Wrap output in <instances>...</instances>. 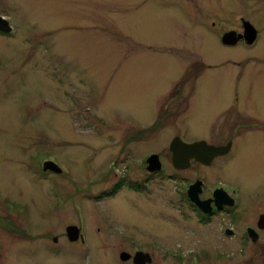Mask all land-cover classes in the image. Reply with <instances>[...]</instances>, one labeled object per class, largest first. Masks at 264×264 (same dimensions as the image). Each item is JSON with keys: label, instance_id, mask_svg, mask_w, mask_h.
Listing matches in <instances>:
<instances>
[{"label": "rangeland", "instance_id": "374dc122", "mask_svg": "<svg viewBox=\"0 0 264 264\" xmlns=\"http://www.w3.org/2000/svg\"><path fill=\"white\" fill-rule=\"evenodd\" d=\"M225 1L223 10L224 0H0V13L16 29L14 39L0 38V200L27 206L33 232L51 230L43 242L55 235L65 240L60 250L42 241L24 244L0 264H122L121 252L133 254L142 245L152 251L150 243L163 250L153 251L147 264H174L169 252L185 256L184 264H220L215 255L232 240L218 223L195 219L192 228L177 211L189 173L175 184L170 168L141 195L127 190L99 203L94 196L107 192L129 164H113L125 145L126 151L138 145L142 157L162 154L169 168L173 135L227 136L203 120L228 105L231 93L208 94L202 83L191 95L198 75L222 73L223 85L237 88L243 99L247 88L264 87V62L251 58L264 52V41L252 50L218 42V30L240 16L258 26L251 16H264V0ZM181 76V100L158 117L159 97ZM247 127L253 132L229 167L214 172L239 186L245 209L264 199V125ZM135 132L144 140L125 144ZM47 159L62 172L45 178ZM133 172L141 181L146 175L138 166ZM79 224L86 246L69 241L63 230ZM121 231L130 238H120ZM204 250L215 255L204 259ZM250 255L241 264H256L248 263Z\"/></svg>", "mask_w": 264, "mask_h": 264}, {"label": "flooded vegetation", "instance_id": "af4514ba", "mask_svg": "<svg viewBox=\"0 0 264 264\" xmlns=\"http://www.w3.org/2000/svg\"><path fill=\"white\" fill-rule=\"evenodd\" d=\"M226 1L224 0L223 10L226 8ZM259 14V13H257ZM262 14V13H261ZM257 21L255 26L250 17L248 20H245L242 16L234 20L233 23L228 24V28H224L223 31L218 30L219 40L218 42L224 48H246L252 50L256 48V45L264 41V16H251ZM4 20L6 22H4ZM249 23L255 31V40L251 45L247 44V41L243 38L244 36V23ZM221 23V22H220ZM214 27V23H212ZM3 29H10L9 31H4ZM234 32L235 37L238 38V41L232 46L223 45L221 42V37L225 33ZM14 39L16 37L15 25L10 21V17L4 16L0 13V38ZM262 45V44H261ZM251 58H257L260 62H264V52L258 51L256 56ZM235 64V63H234ZM202 67V64L200 65ZM236 68H240V65L237 64ZM207 73V72H206ZM231 73L228 74L230 77ZM200 77H195L197 82L193 83L191 88V95H195L196 91L199 88V85L204 83L207 86L203 88V92L208 94L218 93L225 94L231 93V102L224 106H219L217 108V113L211 119H204L203 122L208 124L209 127H216L218 130L216 132L225 131L227 136L222 137L221 135H209L207 138L197 139L189 138L187 139L186 135L177 134L173 135L171 139L179 138L182 142L195 147L197 144V151L199 153L206 152V149H218V155L214 156L211 161L208 163H201L190 157L189 166L185 170H178L170 163L171 158L169 157V168L165 165L163 160V155L158 152H150L147 156H140L139 152V142L144 140L145 134H138L136 132L133 136H128L125 138L124 143L128 144L130 142L137 145L136 148L130 146L131 151H126L129 149V145H125L121 154H119L120 159L116 158L114 165L119 166L118 160H121V164L126 161L129 162L128 165L124 166L123 173L120 176L115 175L118 179L110 185L107 192L95 194V202L99 203L107 198H114L116 195L121 192L134 191L135 194L141 195V191L148 189L150 185V180L160 179L161 176H166V171L171 168L170 178L173 182L180 181L179 175L183 173H189L185 179V184L181 189V198L176 200L178 202L176 206L178 213L186 215L188 221L192 223L191 227L194 228L195 219L198 224L206 223L210 224L218 223L221 228L222 234L225 239H230L231 245L228 247H222L220 253H216L215 257L219 260L220 264H241L242 260L244 261L249 254L251 260L248 263L255 262L256 264H264V199L260 200L257 204L252 206L249 209H245L244 203L242 201L241 191L238 185L224 179L222 176H217L214 172L218 170H224L226 167H229L227 164L232 161L238 152L241 150L240 142L242 143L247 134L253 131H250L247 126H262L264 125V87L262 86H252L247 88L246 98L243 99L241 92L237 88H233L232 92L230 87L224 86L225 80L227 77L222 75V73H211L208 72V75H198ZM252 77V76H249ZM185 77L181 76L178 78L171 89L160 96L157 101V116L162 117L165 111H170L174 109L175 105L179 100H181V84ZM248 78V77H244ZM193 79V80H194ZM241 79V78H240ZM211 83L212 86H209ZM198 84V86L196 85ZM215 84H218L216 86ZM222 100V104H223ZM192 105L187 107V111L190 110ZM211 108V107H210ZM227 109H232L235 114L229 116ZM209 113V112H208ZM169 116V115H168ZM161 121H168L167 118L161 119ZM1 124V122H0ZM204 124V125H206ZM133 128H139L136 123L131 125ZM172 141V140H171ZM128 148V149H127ZM168 151L169 146H168ZM190 154L195 153V148L189 150ZM137 154L135 159L129 161V156L131 154ZM150 156H156L155 163L160 164V170L158 173H152L147 170V160ZM172 156V154H170ZM29 159L32 160L29 155ZM49 159H47L48 161ZM6 163L10 165L13 163V159L6 155ZM138 166L140 170H143L146 175L143 177L142 181L137 180L134 174V167ZM232 167V165H230ZM13 168V166H11ZM60 167V166H59ZM9 166L6 165V171L9 172L12 176L13 172L9 171ZM14 169V168H13ZM33 169V166H32ZM51 172L43 173L45 178L51 176ZM109 173H107L108 176ZM9 176V175H8ZM15 179L16 178H12ZM176 184V183H175ZM128 188V189H127ZM31 214L27 206L23 204H18L15 201L5 199L0 200V258L4 259L9 252L16 247L21 248L24 244L27 246H33L35 243L42 241L46 236L50 234L49 232L44 233L43 235H36L31 226ZM74 226V225H69ZM79 229V233L82 235V239H78V242L83 246L85 244L84 235L82 234V225L79 224L76 226ZM68 226H64V231L67 236ZM192 230V229H191ZM122 234L124 233L121 231ZM193 232V231H192ZM48 233V234H47ZM126 233L123 234V239H128L130 236ZM39 238L35 241V239ZM63 237V236H62ZM14 238L15 241L10 242V239ZM68 239V237H67ZM69 240V239H68ZM43 242V241H42ZM49 242H43L45 248L53 247L55 250H60L61 247L65 246L64 238H60L57 235L53 236ZM74 244V243H71ZM86 246V245H84ZM150 250H146L145 246H138L135 248L133 254L143 253L148 254L151 257L153 251L163 250L156 243H150ZM202 252V251H201ZM126 253L130 255V258L127 260H121L120 255ZM119 254V260L122 261V264H134L132 256L127 252H121ZM204 259H211L214 256L211 252L206 250L203 251ZM167 258L171 256L172 260L175 261L174 264H184L185 256L180 255L179 253H167ZM237 256H241L238 258ZM255 256L258 259L257 261L253 258ZM243 257V258H242ZM246 260V262L248 261ZM195 262H189V264H194Z\"/></svg>", "mask_w": 264, "mask_h": 264}, {"label": "water", "instance_id": "95a60500", "mask_svg": "<svg viewBox=\"0 0 264 264\" xmlns=\"http://www.w3.org/2000/svg\"><path fill=\"white\" fill-rule=\"evenodd\" d=\"M4 31H8L6 29H3ZM255 31L254 28L249 23H244V36L243 38L247 41L248 45H251L255 40ZM222 44L226 46H232L237 41L238 38L235 37L234 32L225 33L221 38ZM197 144L195 147L190 146L188 144H185L181 142L178 138H175L171 141L169 150L172 154L171 156V164L173 167H175L178 170H185L189 166V159L190 157H194V159L201 163H208L211 161V159L218 155L219 150L218 149H206V152L199 153L197 151ZM195 148V153L190 154V149ZM156 156H150L147 160V170L149 172L153 171H159L160 170V164L155 163ZM42 171L47 172L51 171L54 173H61L60 168L52 163V162H45L42 166ZM67 237L69 241L74 242L79 237V230L76 227H68L67 228ZM121 260H127L130 258V255L126 253H122L120 255ZM133 263L134 264H147L150 263V257L148 254L143 253H136L133 257Z\"/></svg>", "mask_w": 264, "mask_h": 264}]
</instances>
